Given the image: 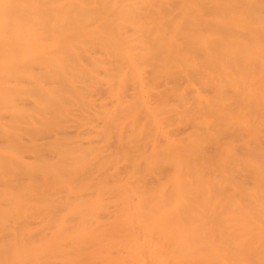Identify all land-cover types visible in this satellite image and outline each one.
<instances>
[{
    "label": "bare ground",
    "instance_id": "obj_1",
    "mask_svg": "<svg viewBox=\"0 0 264 264\" xmlns=\"http://www.w3.org/2000/svg\"><path fill=\"white\" fill-rule=\"evenodd\" d=\"M0 264H264V0H0Z\"/></svg>",
    "mask_w": 264,
    "mask_h": 264
}]
</instances>
